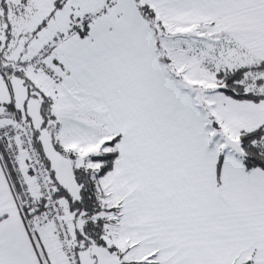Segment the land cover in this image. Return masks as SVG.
I'll list each match as a JSON object with an SVG mask.
<instances>
[{"label": "snow or ice", "instance_id": "snow-or-ice-1", "mask_svg": "<svg viewBox=\"0 0 264 264\" xmlns=\"http://www.w3.org/2000/svg\"><path fill=\"white\" fill-rule=\"evenodd\" d=\"M0 264H264V0H0Z\"/></svg>", "mask_w": 264, "mask_h": 264}]
</instances>
